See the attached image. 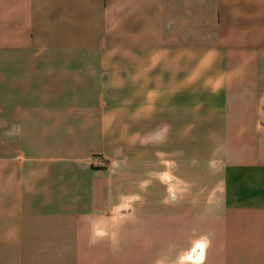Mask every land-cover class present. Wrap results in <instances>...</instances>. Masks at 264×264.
<instances>
[{
  "label": "crops",
  "instance_id": "crops-1",
  "mask_svg": "<svg viewBox=\"0 0 264 264\" xmlns=\"http://www.w3.org/2000/svg\"><path fill=\"white\" fill-rule=\"evenodd\" d=\"M0 264H264V0H0Z\"/></svg>",
  "mask_w": 264,
  "mask_h": 264
}]
</instances>
